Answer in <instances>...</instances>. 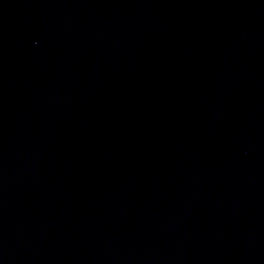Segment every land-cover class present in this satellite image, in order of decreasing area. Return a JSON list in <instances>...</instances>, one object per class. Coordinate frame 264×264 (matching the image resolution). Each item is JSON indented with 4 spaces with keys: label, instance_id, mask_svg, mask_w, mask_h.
Returning a JSON list of instances; mask_svg holds the SVG:
<instances>
[{
    "label": "water",
    "instance_id": "obj_1",
    "mask_svg": "<svg viewBox=\"0 0 264 264\" xmlns=\"http://www.w3.org/2000/svg\"><path fill=\"white\" fill-rule=\"evenodd\" d=\"M0 264H264V0H0Z\"/></svg>",
    "mask_w": 264,
    "mask_h": 264
}]
</instances>
